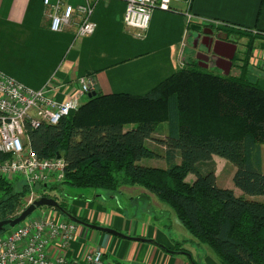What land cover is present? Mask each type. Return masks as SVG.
Listing matches in <instances>:
<instances>
[{
	"label": "trees",
	"instance_id": "1",
	"mask_svg": "<svg viewBox=\"0 0 264 264\" xmlns=\"http://www.w3.org/2000/svg\"><path fill=\"white\" fill-rule=\"evenodd\" d=\"M249 66L246 59L238 74H223L189 62L144 95L94 89L57 124L27 123L36 156L67 162L64 180L42 185L41 193L58 200L48 191L63 184L112 195L141 186L221 264H264V77ZM215 156L235 166L233 183L243 194L218 185ZM10 157L0 149V162ZM156 158L166 165L153 164ZM17 180L0 176V220L25 209L29 188ZM60 204L51 209L71 216ZM180 245L173 250L182 253Z\"/></svg>",
	"mask_w": 264,
	"mask_h": 264
},
{
	"label": "crops",
	"instance_id": "2",
	"mask_svg": "<svg viewBox=\"0 0 264 264\" xmlns=\"http://www.w3.org/2000/svg\"><path fill=\"white\" fill-rule=\"evenodd\" d=\"M174 5L176 9L172 11L155 10L146 35L138 38L123 24L124 2H100L93 16L97 24L95 32L76 38V26L61 32L50 29L43 0H0V69L34 89L51 80L58 101L77 94L80 78L86 75L92 76L94 88L104 94L144 95L188 61L192 62V57L188 56L189 40L196 36L193 29L196 24L189 23L187 9L199 18L219 23L213 26L224 37L214 46L220 62H210L206 68L216 66L223 74H238L244 62V40L240 46L244 37L237 31L264 34V0H193L190 6L183 2ZM232 32L238 35L236 47L225 37ZM258 38L251 60L260 64L264 63V37L259 35ZM192 52L198 62L193 48ZM109 195L96 194L103 199L94 207L89 200L69 210L72 216L87 223L111 227L127 236L143 237L148 241L120 237L77 223L76 237L66 252L68 258L80 260L87 250L98 248L104 250L107 260L114 264L196 263L193 254L189 256L173 250L174 239L156 223L127 217L117 202L108 206L106 197L119 199L118 194ZM43 212L60 215L51 208ZM208 264L218 262L211 259Z\"/></svg>",
	"mask_w": 264,
	"mask_h": 264
},
{
	"label": "built area",
	"instance_id": "3",
	"mask_svg": "<svg viewBox=\"0 0 264 264\" xmlns=\"http://www.w3.org/2000/svg\"><path fill=\"white\" fill-rule=\"evenodd\" d=\"M107 0H43L50 29L61 32L76 26L75 37L92 35L97 27L93 19L96 6ZM125 3L123 24L133 35L142 38L150 27L155 10L172 11L176 2L190 6L193 0H120ZM189 23L213 26L219 23L199 18L188 9ZM80 90L58 101L49 80L39 89L31 88L0 69V149L11 154L0 162V176L20 178L28 185L25 208L41 196L42 185L60 183L65 178L67 162L63 156L39 158L32 151L27 123L38 127L41 122L57 124L76 112L89 97L95 82L92 76L80 78ZM77 222L59 214L42 213L0 233V264H114L101 249H89L83 258L71 259L66 252L76 237Z\"/></svg>",
	"mask_w": 264,
	"mask_h": 264
},
{
	"label": "rangeland",
	"instance_id": "4",
	"mask_svg": "<svg viewBox=\"0 0 264 264\" xmlns=\"http://www.w3.org/2000/svg\"><path fill=\"white\" fill-rule=\"evenodd\" d=\"M221 26V25H218ZM237 33L241 34L244 39H242V42H240V46L242 47L243 40H244V51H242V59H244V64L246 62V59L249 63V67L252 70V74L255 78L260 77V74H264V63H256L252 61L251 59L254 57V52L256 50V42L259 35H262L264 37L263 33H257L254 32V34H246V33ZM193 38H190L189 40V54L188 56L192 57L190 61L196 62L194 58V53L192 52V45H193ZM252 47L251 52L249 53L252 55L250 58V55H248V52L250 48ZM193 53V54H192ZM187 55V54H186ZM246 58V59H245ZM186 60L188 58L186 57ZM189 63V61H188ZM199 64V61H198ZM186 65V64H185ZM184 65V66H185ZM200 66H203L199 64ZM205 67V64L204 66ZM209 70L218 73L221 72L219 68L216 66H210L208 68ZM262 78V77H261ZM95 87V86H94ZM95 89V88H94ZM93 89V90H94ZM88 96L85 97V101H87ZM75 113V112H74ZM157 136H160L157 134ZM162 148L163 147H159ZM146 161L149 159H145ZM217 166H216V175H217V182L218 185L222 187H228L233 188L237 192H242L239 188H237L233 183V171L235 169V166H233L231 163H229L227 160L216 156L215 157ZM153 161V164L155 165H161L165 166V160L162 158H156L151 160ZM194 178V175L189 174L188 180H191ZM20 182L19 180L14 179V183L17 184ZM50 194L54 195L56 194L58 196V201H64L66 207L71 208L77 205L85 204L86 202L93 201V207L95 206L96 202L103 199L101 196H96V194L101 193H107L110 194L109 191L96 189L94 187H75L68 184H63L62 186L58 187L54 191H48ZM119 199L115 200L114 197H106V201L108 202V206H111L118 203V207L121 209L123 214H125L127 217L134 216L138 221H152L156 223V226L159 227L166 235H169L172 237L173 244L176 243V240L180 241L183 248H185L182 252H188L193 254L196 264H208L211 259H213L215 262H218V264H221L218 260V257L216 254L209 248L208 245L199 242L197 239H195L187 230L186 228L181 224V222L176 217L173 209L169 207L167 204L160 201L157 197L152 195L150 192L146 191L141 186H125L120 189V192H117ZM243 194V193H242ZM84 196V197H83ZM247 196V195H245ZM248 197V196H247ZM254 199H259L258 197H254ZM119 201V202H118ZM110 202V203H109ZM105 205V202L104 204ZM50 206H42L37 208L28 218L27 220L40 217L43 213L44 209H49ZM60 216L65 219H70L68 215H66L64 212H60ZM183 241V242H182ZM175 247V245H174ZM190 251V252H189Z\"/></svg>",
	"mask_w": 264,
	"mask_h": 264
},
{
	"label": "water",
	"instance_id": "5",
	"mask_svg": "<svg viewBox=\"0 0 264 264\" xmlns=\"http://www.w3.org/2000/svg\"><path fill=\"white\" fill-rule=\"evenodd\" d=\"M193 29L196 31V32H204L205 34H209L211 35V33H213V30L212 29H209V30H205L203 26H200V25H195L193 26ZM238 37V36H237ZM218 40L219 41H222L221 40V36L219 35L218 36ZM236 42H237V39H230V43L236 47ZM214 53H215V49H214ZM216 54V53H215ZM199 59H201L199 56H198ZM232 60H233V56L229 58V62L232 63ZM208 62H206L205 64V67H208ZM96 95V91H92L91 93H89V97H92ZM57 157H61V155H57ZM42 206H50V207H53V208H57L58 210H62V206L60 204V202L54 198V197H50V196H41L40 198L36 199L33 203H31L28 207H26L18 216L16 217H12V218H8V219H4V220H0V233L2 231H4L7 226H10V227H15L17 226L18 224L22 223L23 221H25L37 208L39 207H42ZM73 221L77 222V223H81V224H85L91 228H95V229H99V230H102V231H105V232H108V233H111V234H114V235H117V236H120V237H124V238H133V237H130V236H127L121 232H119L118 230L114 229V228H111V227H104V226H99L97 224H90V223H87L83 220H80L79 218L77 217H74V216H69ZM133 239H136V240H139V241H148V239L146 238H143V237H134ZM171 251V250H170ZM185 254H188L189 256H191L190 253L188 252H184ZM196 264V263H194Z\"/></svg>",
	"mask_w": 264,
	"mask_h": 264
},
{
	"label": "flooded vegetation",
	"instance_id": "6",
	"mask_svg": "<svg viewBox=\"0 0 264 264\" xmlns=\"http://www.w3.org/2000/svg\"><path fill=\"white\" fill-rule=\"evenodd\" d=\"M205 30L212 29L213 33L211 35L205 34L204 32H196V36L193 40V45L192 48L195 51V54L197 56V60L199 61L200 64H206V62H220V60L216 57L214 53V46L215 43H217L218 36H221V39L224 38L220 34L219 31H216L214 29V26H204ZM235 33H229V35H226L225 37L228 38L229 40L232 39H237V42H239V39ZM219 46V45H218ZM228 55L230 56L231 53L229 52ZM198 56L201 58L199 59ZM226 65V64H225Z\"/></svg>",
	"mask_w": 264,
	"mask_h": 264
}]
</instances>
